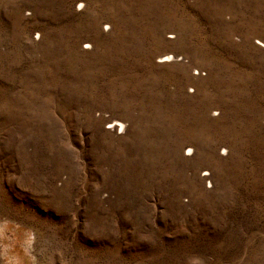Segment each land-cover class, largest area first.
<instances>
[{
	"label": "rangeland",
	"instance_id": "obj_1",
	"mask_svg": "<svg viewBox=\"0 0 264 264\" xmlns=\"http://www.w3.org/2000/svg\"><path fill=\"white\" fill-rule=\"evenodd\" d=\"M0 264H264V0H0Z\"/></svg>",
	"mask_w": 264,
	"mask_h": 264
},
{
	"label": "bare ground",
	"instance_id": "obj_2",
	"mask_svg": "<svg viewBox=\"0 0 264 264\" xmlns=\"http://www.w3.org/2000/svg\"><path fill=\"white\" fill-rule=\"evenodd\" d=\"M161 59H163V61H167L169 58H171L170 55H163L160 57ZM107 125H109L108 127L110 128H119L120 130H122L124 128V125L116 120H109L107 122Z\"/></svg>",
	"mask_w": 264,
	"mask_h": 264
}]
</instances>
